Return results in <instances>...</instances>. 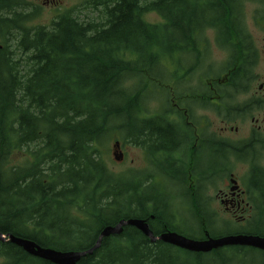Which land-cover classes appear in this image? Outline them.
I'll return each mask as SVG.
<instances>
[{"label": "trees", "instance_id": "trees-1", "mask_svg": "<svg viewBox=\"0 0 264 264\" xmlns=\"http://www.w3.org/2000/svg\"><path fill=\"white\" fill-rule=\"evenodd\" d=\"M249 1L262 3L255 19L264 28V0H82L98 18H81L76 6L59 9L49 25L33 23L42 6L32 0H0V231L58 250L91 248L101 228L124 218L154 231L155 215L171 231L154 205V124L170 109L154 115L148 101L156 86L171 97L177 73L168 62L183 75L204 73L200 66L250 73L258 52L244 21ZM150 12L162 21H147ZM209 30L227 52L219 67L210 62ZM114 134L145 148L148 172L110 169L99 146ZM20 150L25 162L12 163ZM207 255L153 243L128 225L78 264H205ZM213 257L232 264L229 251ZM1 259L54 264L0 240Z\"/></svg>", "mask_w": 264, "mask_h": 264}, {"label": "flooded vegetation", "instance_id": "flooded-vegetation-1", "mask_svg": "<svg viewBox=\"0 0 264 264\" xmlns=\"http://www.w3.org/2000/svg\"><path fill=\"white\" fill-rule=\"evenodd\" d=\"M254 46L258 63L250 73L206 74L200 66L204 73L172 74L168 120L154 124V205L169 215L175 226L171 231L182 232L184 220H190L203 239L264 238V43ZM163 192L166 198L175 196L174 208L166 198L159 199ZM165 226L154 215V234L166 232ZM225 249L232 264H264V249L256 245H226L202 253L221 256Z\"/></svg>", "mask_w": 264, "mask_h": 264}, {"label": "rangeland", "instance_id": "rangeland-1", "mask_svg": "<svg viewBox=\"0 0 264 264\" xmlns=\"http://www.w3.org/2000/svg\"><path fill=\"white\" fill-rule=\"evenodd\" d=\"M35 4H39L42 6L41 8V15L35 19L33 22L34 24H44L49 25L51 20L59 13V9H65V8H73L77 6L76 12L81 18L83 19H90V18H98L97 12H93L90 8L84 7V5H80L82 0H32ZM262 3L258 1H249L246 2V9H245V17L244 21L247 25L248 31L252 34L255 40V44L257 47H261L264 43V28L262 25H258L256 19H255V11L256 9H261ZM145 18L147 21L150 22H161L162 18L155 12H150L145 15ZM206 36L212 41L213 43L210 46L209 54H210V62H213L215 67H219L226 59H227V52L225 49L218 46L214 41V31L209 30L206 34ZM169 65H167V68L172 73L181 74L180 71L176 72L173 71L177 67L175 63L168 62ZM164 78H168L167 74H163ZM198 81V80H197ZM194 82V81H193ZM164 89V88H163ZM163 89L161 87H155V90L157 92L156 95H154V99L149 100V106L152 110L157 111L159 108H163L164 106H167L166 102V95L163 92ZM165 90V89H164ZM166 91V90H165ZM116 140H120L121 142V149L124 152V158L121 161H118L115 159L114 156V148L113 144ZM99 148L104 152L103 158L109 165L110 169L113 170L115 173H121L129 169L133 170H139L148 172L150 170V162L147 158L145 148L135 145L133 143L123 142L121 138L118 137L117 134H114L110 140L105 142L104 144H101ZM27 155L23 150L16 151L12 155V163L14 164H22L25 162ZM160 181V180H158ZM181 195H178L177 197H180ZM160 200L165 199L163 193L159 195ZM168 204L170 207L174 208L176 206L175 196H172L170 198H166ZM187 214L191 215L192 210H186ZM187 223H184L179 228L183 233L185 232L188 234V231L196 232L194 230L192 223H188L190 220H184ZM177 220L175 221V223ZM186 226V227H184ZM190 227V228H189ZM227 249L223 250L222 253H226ZM203 263L205 264H220L219 260L216 258L214 259L213 254L210 256H204ZM4 259L0 260V264L3 263Z\"/></svg>", "mask_w": 264, "mask_h": 264}, {"label": "water", "instance_id": "water-1", "mask_svg": "<svg viewBox=\"0 0 264 264\" xmlns=\"http://www.w3.org/2000/svg\"><path fill=\"white\" fill-rule=\"evenodd\" d=\"M120 146V141L117 140L114 143V156L119 161L124 157V154L120 151ZM127 225L138 228L146 236H148L150 241L153 243L157 240H162L166 243L196 252H208L221 246L233 244L256 245L264 249V238L255 237L252 235H228L208 239H194L176 232H165L161 235H155L150 228L149 223L146 220L140 218H124L115 225L108 224L104 226L99 233L96 243L91 248L86 250H58L54 248L43 247L29 238L16 236L12 233L4 234L1 231L0 240H9L12 243L22 247L29 254L49 260L54 264H77L83 256L92 254L96 249H98L101 246L104 238L111 235L121 234L124 230V227Z\"/></svg>", "mask_w": 264, "mask_h": 264}]
</instances>
